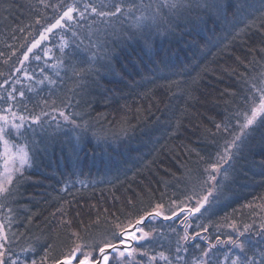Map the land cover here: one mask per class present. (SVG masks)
Returning <instances> with one entry per match:
<instances>
[{
    "label": "trees",
    "instance_id": "obj_1",
    "mask_svg": "<svg viewBox=\"0 0 264 264\" xmlns=\"http://www.w3.org/2000/svg\"><path fill=\"white\" fill-rule=\"evenodd\" d=\"M69 6L49 59L37 51L19 80L27 49ZM12 86L27 126L49 136L28 141V166L2 196L8 263L96 254L157 205L171 216L213 185L186 228L194 240L182 218L151 220L138 264H264V115L241 132L264 87V0H0V105ZM234 135L254 160L235 159Z\"/></svg>",
    "mask_w": 264,
    "mask_h": 264
},
{
    "label": "rangeland",
    "instance_id": "obj_2",
    "mask_svg": "<svg viewBox=\"0 0 264 264\" xmlns=\"http://www.w3.org/2000/svg\"><path fill=\"white\" fill-rule=\"evenodd\" d=\"M67 9L64 10V12L67 11ZM64 12H62L60 14L59 19H61V17L63 16ZM56 20H54L51 24H49L48 26H46L41 31L40 38H37V40H36V41H40V43L37 45V47L36 48H33L32 52L29 53L28 52V49L31 48L32 45L34 44V43H32L30 45V47L27 49L26 53H27L28 58L25 59V55H24L23 58H22V61H21V65L19 67V70L16 69L15 72H14L17 77L20 76V79L19 80H21V81L28 80V78H29L28 75H27L28 67H27V64H25V63H28L31 60H33V61L39 60V58H33L34 57V54L37 51H42L44 58L45 59H49V53H48L47 46H46L47 43L49 42V37H50V35L52 33H55V32H57L55 34L57 39H58V36L60 34L63 35L62 33L65 32V31L60 32V30L62 28H64L65 22L68 21L67 19L62 20L61 21V23L63 25L62 27H57V28L52 29L51 32H47L46 30L48 28H50L53 24H55L56 23ZM42 33L47 37L46 39H41V34ZM55 35H53V36H55ZM56 43H57V45L60 48H62V45L60 43H58L57 41H56ZM15 83H19V82L16 80ZM13 89H14V86H12V88L8 91V93L5 94L6 97L10 100V102H9V105L6 106V107H4L3 104L0 105V116L7 117L9 125L12 124V123H17V124L23 123V127H25V128L28 129V130L21 129L20 130V134L23 132V134L21 136H20V134H17L14 130H9L7 133H9L14 138V140H15L14 143H13V140H10L6 136V138L9 140V146H10V149H11L12 152H15L17 148H23L28 153L27 147H26L27 144H28V141L31 140L32 137H35L36 135L37 136L35 137V139L40 140V141L48 138V136H49V129L46 128V125H41L40 127L38 126L36 129H33L31 127V125H28L30 127L27 126V116L30 115V114H28L27 111L23 112L22 109L16 107L15 101L13 100V97L15 96V94H13V91H14ZM2 94H3V92H0V97L1 98H2V96H1ZM248 115L249 116L251 115V111H250V113ZM21 116L26 117V119L23 122H21L20 119H19V117H21ZM260 117L261 116H258L257 118H260ZM0 125H3V121H0ZM4 151H5L4 145L3 144H0V155H2L4 153ZM28 160H29V154H28ZM27 164H25V165H23V167H21V165L19 164V162L16 161L14 164H9V166H8V172L6 173L5 168H4L3 159H0V183H2L4 185L5 189L10 184V183L7 182V176L10 174L11 175V178L13 180V177L15 175L19 174L25 167L28 166ZM14 168H18L19 171H14L13 170ZM12 180H11V182H12ZM208 190H211L212 191L211 199L213 200L214 199V195H215L214 186L212 185L211 188H209ZM4 192L0 193V264H34L33 261H24V260H21V262H15V263L14 262H9L8 263V260L10 259L9 258V255L11 257H14V253L13 254L12 253H9L8 254L7 253L8 251H6L7 248H5V243L8 242L9 239L6 236V232H5V229H4V224L2 223L4 221H7L8 220V209L6 207L7 204L5 202V199H2V196L5 194ZM1 199H2V202H1ZM202 200H203V198L201 197L197 201H195L194 203H192L191 205L190 204H187V206L183 207L184 208L183 212L180 215H178L176 218H183V217H185L184 219L187 220V226H188L190 224L189 222L193 219V217L197 215V214H195L194 209H196L198 207L200 208V210H201V208L203 209V207H200V202ZM209 203H211V202L209 201ZM206 204L207 203H205L203 206H205ZM156 211H159L160 212V215L163 216V213H162L161 210L157 209ZM189 212L191 213V215H190V217H187V213H189ZM163 217H165V216H163ZM181 225L183 227L185 225V223H182ZM196 227H197V224H196L195 228ZM147 229L149 230L151 228L148 227ZM145 234H147V235H145ZM153 235H154V232L153 231L152 232H146V229H144L143 227L137 228L136 234H135V236L137 238L136 239H133V241L136 240V242L134 243L132 249L130 250L131 252H129L131 254L129 256H127V255L126 256L125 255L121 256L120 253H119V254L116 255L117 259L112 258L111 261H116L119 264H129V263H132L134 261L132 264H138L137 261H140L142 259L143 255H144L142 253H138V248H140L141 245H143L146 242V239L151 238ZM141 237H143V238H141ZM194 238L195 237L193 236L192 239H190V238L188 239V237L186 236V240H184V242H188L189 241L188 243H191L194 240ZM180 243H181V238H180ZM230 245H232V244L230 243ZM77 253L78 254H77L76 257H78L79 259H76V261H75L76 264L78 262H80V260L83 259L85 256L88 257V259H89V261L91 263H94L97 260L96 254L94 252H87L85 250H80L79 249V251H77ZM15 255H17V254H15ZM72 255H73V253L70 255V257ZM128 257H130V259H127ZM140 264H142V262Z\"/></svg>",
    "mask_w": 264,
    "mask_h": 264
},
{
    "label": "snow or ice",
    "instance_id": "obj_3",
    "mask_svg": "<svg viewBox=\"0 0 264 264\" xmlns=\"http://www.w3.org/2000/svg\"><path fill=\"white\" fill-rule=\"evenodd\" d=\"M106 7V5H104ZM173 7H175V4L172 5ZM89 7V5H85V8ZM208 7H211V5H208ZM238 7L240 8H243L244 5L243 4H239ZM129 11H131V6L129 7L128 9ZM76 11V9L72 6H69L67 11L64 12L63 16L61 17V19L57 20L55 24H53L50 28H48L46 31L47 32H51L52 29L54 28H57V27H62V23L61 21L64 20V19H67V20H72V13ZM92 11L94 13H96L97 15L101 16V17H109V16H115L117 15V13H120L122 11V8L120 5H116L115 7V12H111V11H108V12H105V11H97V8L96 7H92ZM83 15V14H81ZM140 19V18H138ZM146 19V17H145ZM47 37L42 33L41 34V39H46ZM40 43V41H36L31 48L28 49V52H32L33 48H36L37 45ZM28 56H27V53L25 54V59H27ZM254 89H255V92L257 95H254L252 96L250 99H251V104H252V107H251V115H247L245 114V117H244V120L245 122L243 123V125L241 126V132H244L245 129H248L251 125L254 124V122L256 121V118L258 116H262L264 115V87H260V88H256L255 86H253ZM21 95H23V93H21ZM257 96H258V99H257ZM61 116H64V113L61 112L60 113ZM14 115V114H13ZM20 121L23 122L26 117H19ZM64 119L67 120L68 119V116H64ZM39 120V117H36V118H33L32 120V123L35 124L37 123ZM0 121H3V125H0V144H3L4 145V148H5V151L2 155H0V159H3V162H4V168H5V171L6 173L8 172V166L9 164H14L16 161L19 162V164L21 165V167H23V165L27 164L28 163V153L23 149V148H17L15 152H12L11 149H10V146H9V140L6 138V134L9 130H14L17 134H20V130L23 128V123H12L9 125L8 123V119L7 117H4V116H0ZM217 127L219 128V125H217ZM237 139H239V137H237ZM235 144V142L233 141V145ZM226 153L228 152V149L226 148L225 149ZM230 158V157H225V158H222V162L223 163H226L227 162V159ZM211 169L213 172H216V171H219L220 170V164H212L211 165ZM14 171H19L18 168H14L13 169ZM210 179H215L214 176H210ZM11 175L9 174L7 176V182L8 183H11ZM6 191L4 185L2 183H0V193ZM212 196V191L209 190L207 195H205L203 197V200L200 202V207H203V205L205 203L208 202L209 200V197ZM157 209L161 208L162 205H157L156 206ZM200 208H196L194 209V211H199ZM148 216H151V215H156V216H159L160 215V212L159 211H156L155 213H148L147 214ZM168 218V217H166ZM145 217H141L138 221H137V225H139L140 223H142L144 221ZM247 227L245 228V232H247ZM147 235V234H145ZM240 236L243 235V233H240L239 234ZM137 237L135 236V234L133 233L131 235V239H136ZM143 238V237H141ZM234 247L240 249L241 252L244 251V242L243 241H240L238 239H230L229 241ZM109 247H111L113 249V251L116 250L115 246L114 245H109ZM76 251H79V248L75 249L74 252H73V257L76 258V259H79L78 257H75V252ZM100 252L101 253H104L105 252V249L104 248H101L100 249ZM131 253H129L130 255ZM120 255L123 256L124 255V252H120ZM161 256L163 257V254H161ZM104 261H105V264H107V261H108V257L107 255H105L103 257ZM57 264H71V259H66L64 261H58ZM80 264H91V262L89 261L88 257L85 256L83 259L80 260ZM232 264H237V261L234 260L232 262Z\"/></svg>",
    "mask_w": 264,
    "mask_h": 264
},
{
    "label": "water",
    "instance_id": "obj_4",
    "mask_svg": "<svg viewBox=\"0 0 264 264\" xmlns=\"http://www.w3.org/2000/svg\"><path fill=\"white\" fill-rule=\"evenodd\" d=\"M184 209L180 210L179 212L169 216L168 218L166 217H163L161 215L159 216H156V215H151V216H148L147 214L143 217H145L144 221L142 223H140L139 225H137V222L134 223L133 225L127 227L126 229L122 230L121 232L118 233V238H119V242L118 243H115L113 244L116 248L115 251H113V249L111 247H109V245L107 246H104L102 248L105 249V252L104 253H101L100 252V249L98 250L97 252V260L96 262L94 263H91V264H105V261L103 259V257L105 255H107L108 257V261H107V264L109 262V259L111 257V255H116V254H119L120 252H124V255L126 256H129V252H131L130 250L132 249L134 243L136 242L133 241V239H131V235L134 233L136 234V230L137 228L139 227H143L145 224H147L149 221L151 220H159V221H162V222H167V221H171L173 220L174 218H176L178 215H180L182 212H183ZM200 211V210H199ZM199 211H195V214H198ZM151 213H155L154 212H151ZM191 213H187V217H190ZM186 232V231H185ZM77 251L75 252V257L77 256ZM66 259H71V264H76L75 261H76V258L73 257V255L71 257H66L60 261H64ZM57 264V263H56ZM77 264H80V262H78Z\"/></svg>",
    "mask_w": 264,
    "mask_h": 264
},
{
    "label": "bare ground",
    "instance_id": "obj_5",
    "mask_svg": "<svg viewBox=\"0 0 264 264\" xmlns=\"http://www.w3.org/2000/svg\"><path fill=\"white\" fill-rule=\"evenodd\" d=\"M235 132H236V136L241 135V132L239 130H237ZM247 133L249 134L250 133V130H248ZM236 136L234 135V137H235V140H234L235 144H234L233 148L230 149L232 151V153L235 155V159L236 160H239V162H240V159H243L241 161L243 163L246 162V161H252V160H254L256 158V156L255 155H252L251 151L248 150L244 145L239 146L238 145L239 142L236 140L237 139ZM216 142L222 143L223 145H226V143L224 141V135L223 136L222 135H219L217 137V139H216ZM231 145H233V144H231ZM235 147H236V149L233 151V149ZM90 165L92 167L93 163H90ZM256 180H258V179L256 178Z\"/></svg>",
    "mask_w": 264,
    "mask_h": 264
}]
</instances>
